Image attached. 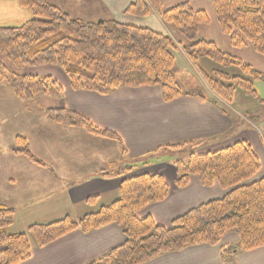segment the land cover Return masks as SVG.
<instances>
[{"label":"trees","instance_id":"1","mask_svg":"<svg viewBox=\"0 0 264 264\" xmlns=\"http://www.w3.org/2000/svg\"><path fill=\"white\" fill-rule=\"evenodd\" d=\"M14 1L28 11L30 18L19 27H0V85L7 86L20 101L60 97L62 86L52 77L15 71L45 66L60 69L74 91L107 96L123 88L158 87L165 103L193 93L203 99L200 90L184 93L174 75L176 52L183 53L216 101L231 106L237 91L259 101L255 83H264V72L221 51L214 42L199 39L200 27L210 23L208 13L194 10L186 2L163 9L162 0H134L126 8L125 14L137 18L157 15L169 30V34H162L114 20L72 19L46 0ZM210 6L220 33L232 48H250L264 58V0H211ZM201 59L221 69L205 74L198 67ZM257 106L258 110L259 106L264 108V101L257 102ZM42 112L52 123L114 141L124 153L116 134L94 127L79 114L64 108ZM257 119L248 122L254 125ZM187 145L164 150L178 153L191 147ZM13 153L42 165L22 137L14 139ZM172 166L176 189L187 187L189 179L196 176L203 186L216 182L225 194L190 209L169 227L156 225L150 217L137 216L146 206L168 197L169 189L159 172L123 179L118 198L96 212L78 220L64 216L34 224L26 233L9 232L15 212L0 206V264L26 261L31 254L28 237L41 248L71 232L88 233L108 225L121 228L124 243L88 264H145L187 247L215 245L228 232L236 233L237 250L247 252L264 246V178L255 179L260 165L246 142L202 154L192 152L186 160L175 159ZM135 168L126 166L113 174L101 171L100 177L124 178ZM94 201L91 198L86 203Z\"/></svg>","mask_w":264,"mask_h":264},{"label":"crops","instance_id":"2","mask_svg":"<svg viewBox=\"0 0 264 264\" xmlns=\"http://www.w3.org/2000/svg\"><path fill=\"white\" fill-rule=\"evenodd\" d=\"M46 1L72 19L114 20L162 34L169 32L157 15L137 18L125 14L134 0ZM210 1L162 0V5L163 9H169L186 2L194 10H207ZM29 18L28 11L14 0H0V27H19ZM137 19L142 25H135ZM203 29L202 26L198 31L199 39ZM219 40L221 51L236 56L238 50H233L228 40L223 37ZM214 43L219 46L216 41ZM178 53L186 62L184 69L189 67L196 71L183 53ZM237 58L264 72L263 57L259 56V60L254 57L255 64L242 56ZM198 67L205 74L221 69L204 59L198 61ZM182 69L175 63L174 72ZM29 72L39 77H52L62 86V93L57 99L39 96L38 102L36 99L23 102L16 99L7 86L0 85V89L7 87L10 91L9 94L0 93V206L15 212L11 234L26 233L31 225L50 223L64 216L78 220L115 201L123 179L156 172L169 189L168 197L146 206L137 215L138 218L150 217L158 226L169 227L175 218L190 209L225 194L216 182L203 186L196 176L189 179L187 187H174V160L167 161L160 158V154L169 153L171 151L164 149L180 144L191 145V149L196 147V152L202 154L244 141L259 161L255 179L264 178V120L257 119L255 125L259 127L254 128L253 123L240 118L258 106L239 91L232 105L225 106L215 100L202 81L206 90L203 99L193 93L165 103L158 87L123 88L101 96L72 90L64 73L56 67L30 68ZM190 92L184 90V93ZM33 101L34 106L30 107ZM46 108L70 110L85 117L94 127L113 132L121 141L124 153H120L114 141L52 123L42 114ZM16 137L26 140L28 150L42 165L13 153ZM126 166L136 168L124 178L100 177L101 171L113 174ZM91 198L95 201L86 203ZM28 241L30 257L20 264H88L121 246L125 236L120 227L108 225L88 233L71 232L41 248L30 237ZM237 245L236 233L228 232L215 245L187 247L145 264H264V246L244 252L237 250Z\"/></svg>","mask_w":264,"mask_h":264},{"label":"rangeland","instance_id":"3","mask_svg":"<svg viewBox=\"0 0 264 264\" xmlns=\"http://www.w3.org/2000/svg\"><path fill=\"white\" fill-rule=\"evenodd\" d=\"M204 11H206L208 13V16H209V19H210V23L207 24V25H202L203 27H205V29H203L202 31V37L201 39L203 40H206V41H212V42H215L218 43V48L219 47H222V42L221 40H219V38L223 37L227 40L226 36H223L219 29H218V25L216 23V20L214 18V15L212 13V9H211V6H209V8L207 10H205L204 8H202ZM104 21V20H103ZM135 25H142V21L140 19H137V21L134 22ZM166 33H168L166 31ZM221 36V37H220ZM174 37L176 39H179V36L178 35H174ZM198 37H199V33H198ZM219 37V38H218ZM233 50H238L237 51V54L239 56H242L246 59V61H248L249 63H252V64H255L257 63V61L254 59L257 58V60H259V55L255 54L250 48H241V49H236L234 48ZM241 50V51H240ZM236 53V51H235ZM236 54V56H237ZM234 56V57H236ZM237 56V57H239ZM182 58V59H180ZM243 61V60H242ZM4 62H6L4 60ZM204 62H209L207 60H204ZM175 63L178 65V68H186L184 66H186V62L184 60L183 57H181V55L176 52L175 54ZM188 69L187 70H183V71H175L174 74H175V77L176 79L178 80V82L180 83L181 87L183 90L185 91H191V92H194V91H198L200 90V92H202L203 94L206 93V90L204 88V85L202 83V79L201 77L198 75V72L197 71H194L192 68H189L187 67ZM200 68L203 69L202 65L200 64ZM206 69V71H209L208 68H204ZM30 68H25V69H15L16 72L18 73H25V74H29ZM178 70V69H176ZM232 73H235L236 72V69H231L230 70ZM238 71V70H237ZM239 72V71H238ZM46 75V74H44ZM3 87V86H2ZM206 87V86H205ZM255 91L257 93V96H258V100H263L264 101V83H261V82H257L255 83ZM8 93L9 94V89L7 87H3L0 89V93ZM42 98V97H41ZM36 99V98H35ZM37 101L35 102H38L40 99H36ZM254 102H259V101H255L253 100ZM28 104V103H27ZM31 105H29L30 107H33L34 105V101L33 103H30ZM226 106V105H225ZM260 110L256 109L255 111L251 112L250 114H245V115H242L240 116V118L242 120H247V121H250V118H258L259 121L260 120H264V108H261L259 106ZM257 122V121H256ZM261 123V122H260ZM259 127V125H255L254 124V128H257ZM196 147H194L193 149H191L190 147H184L182 148V152H178L176 153L173 152H169V153H162L160 154V158H163V159H167V161H171L172 160H175V159H181V160H186L188 155L191 154L192 152H195L198 154V152H196ZM138 216V215H137ZM9 232H10V229H9Z\"/></svg>","mask_w":264,"mask_h":264}]
</instances>
